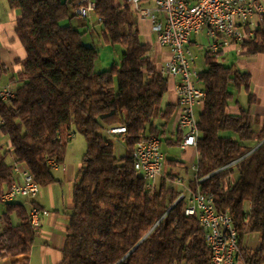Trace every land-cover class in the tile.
I'll return each mask as SVG.
<instances>
[{
	"label": "trees",
	"instance_id": "16d2710c",
	"mask_svg": "<svg viewBox=\"0 0 264 264\" xmlns=\"http://www.w3.org/2000/svg\"><path fill=\"white\" fill-rule=\"evenodd\" d=\"M6 3L19 13L15 33L26 56L11 77L14 98L0 102V134L8 148L0 154V199L15 183V165L25 166L39 187L51 184L48 161L63 163L76 132L86 150L60 264H211L203 228L184 215L183 201L175 203L180 190L168 180L176 176L147 190L133 167L135 144L151 136L162 142L178 104L162 106L168 80L156 70L127 1L94 0L101 38L123 48L119 63L102 71L94 70L98 52L83 44V33L60 26L70 18L68 0ZM79 7L73 5L75 15ZM241 48L248 55L264 54V28ZM220 55L205 51L198 77L205 99L198 118L197 173L188 186H198L216 212L231 217L245 264H264V120L258 129L251 125L256 99L250 76L220 61ZM5 74L0 63V82ZM242 89L247 108L229 114L234 93ZM116 127L126 129L120 156L101 134ZM181 135L164 141L178 146ZM10 154L15 165L6 159ZM251 234L259 237L255 249L242 245ZM36 235L22 204L0 202V258L29 254Z\"/></svg>",
	"mask_w": 264,
	"mask_h": 264
},
{
	"label": "built area",
	"instance_id": "2783aa9c",
	"mask_svg": "<svg viewBox=\"0 0 264 264\" xmlns=\"http://www.w3.org/2000/svg\"><path fill=\"white\" fill-rule=\"evenodd\" d=\"M133 12L141 18L152 21V31L156 41L162 48H167L170 58L161 69V74L177 80L176 94L178 98L177 128L182 134L181 149L196 148L199 137L198 119L194 108L202 105L205 93L198 83L199 73L196 71L197 57L190 48L193 36L205 32L209 39L205 51L219 53L231 45L240 46L253 39L256 29V18L264 17V2L261 0H153V7L143 6L144 0H126ZM76 15L80 19H89L95 8L94 0H81ZM161 15L162 20H158ZM15 91L10 84L0 85V102L7 103L14 98ZM125 127L111 128L107 134L125 141ZM134 170L145 181V188L152 190L156 181L162 177L165 157L161 150L159 138L151 136L137 142L132 152ZM51 169L57 164L49 160ZM197 173V165L193 167ZM14 172L20 180L15 181L1 196V204L12 203L23 198L29 205L28 219L30 225L38 229L40 218L47 211L36 207L34 199L39 192L31 173L25 168ZM202 179L197 181L199 184ZM173 186L180 188L175 201L184 202V215L195 217L203 228V240L210 252V260L217 264L221 253H229L228 264H245L235 230L233 248L222 251V242L227 237L226 227H233L228 214L215 210L211 197L200 192L199 187L190 188L182 179L176 177L168 180Z\"/></svg>",
	"mask_w": 264,
	"mask_h": 264
},
{
	"label": "crops",
	"instance_id": "0c3cea01",
	"mask_svg": "<svg viewBox=\"0 0 264 264\" xmlns=\"http://www.w3.org/2000/svg\"><path fill=\"white\" fill-rule=\"evenodd\" d=\"M81 0H78L74 5H79ZM264 2V0H261ZM143 6L153 7V0H144ZM0 63L6 69V74L2 77L0 85L10 84L15 89L16 84L11 81V77H15L21 70V66L18 64L19 61L23 60L26 56L25 50L18 40L15 27L16 21L19 18V13L8 7L6 0L3 7L0 2ZM137 16V15H136ZM138 17V16H137ZM139 21H147L149 24L148 33L146 31L139 30L140 37L146 36L150 40L146 44L150 45V57L155 64L156 70L161 73V69L164 67L165 62L170 58V52L167 48H162L156 41V34L152 31V21L148 18L138 17ZM78 19H80L78 17ZM158 20L161 21V15H158ZM140 21V22H141ZM264 28V17L256 18V29ZM255 29V30H256ZM202 36L205 38L206 47L209 39L205 32H202L196 36H193L190 41V48L201 50L202 46L198 42V38ZM151 38H154L151 41ZM153 42V43H152ZM228 54H236L238 58L235 61V66L246 72L250 76V92L255 97L256 102L251 106V114L254 118L256 125H260L264 120V54L248 55L239 46L231 45L228 48L221 51L220 59L225 62V57ZM197 57V56H196ZM198 59V58H197ZM226 63V62H225ZM167 92L163 97L162 106L174 105L177 106L178 98L176 94L177 80L167 77ZM239 104L231 103L227 109L229 114L239 113ZM202 112V105H198L194 108L196 118ZM177 116L176 114L167 125L165 130L164 140H170L174 142L179 137V130L177 128ZM257 121V122H256ZM81 136V135H80ZM110 136V135H109ZM114 139V137L110 136ZM74 138V139H73ZM74 135L70 138L72 144L66 147V153L64 156L63 163L57 165L56 168L51 170L53 182L47 186L39 187L37 197L34 199L33 204L47 211V214L40 218V225L37 229V235L29 254L10 256L4 254L0 258V264H60L62 261V251L65 243V234L68 227L69 217L73 211V200L72 192L73 186L76 182V177L79 169L82 165V157L86 150V142L83 138V143L80 139H75ZM182 140V135L180 136ZM85 143V146L83 145ZM121 143V142H120ZM124 145V143H121ZM169 145V144H167ZM162 146V142H161ZM172 146V145H169ZM177 147L181 152L180 160H169L165 157L162 177L172 175L182 179L183 183H188L194 178L195 172L193 167L197 165V150L196 148L181 149ZM0 143V154L6 151ZM11 165H15L13 156ZM164 161V162H165ZM166 167H169L167 171ZM26 167L18 165L19 171H23ZM15 181H19L20 177L17 172H14ZM161 178L156 181V185L160 183ZM177 190L180 188L176 187ZM14 202L22 204L27 213L29 211V205L25 203L23 198H18ZM12 222L16 225L20 224V220L13 216ZM242 245L255 249L259 245V237L257 234H251L246 236Z\"/></svg>",
	"mask_w": 264,
	"mask_h": 264
},
{
	"label": "rangeland",
	"instance_id": "374dc122",
	"mask_svg": "<svg viewBox=\"0 0 264 264\" xmlns=\"http://www.w3.org/2000/svg\"><path fill=\"white\" fill-rule=\"evenodd\" d=\"M78 0H68V7L70 11V18L67 20H64L60 23V26H73L78 29L81 33H83L82 42L84 45L94 48L98 52V57L94 65L95 71H102L109 69L113 64H118L121 53L123 52V48L119 45H112L110 43H106L100 36L101 26L99 25L98 19L96 16L92 13L89 17V19H78V17L75 15V11L73 10V5ZM3 7L5 5V0H0ZM1 9V7H0ZM141 21V20H140ZM139 21V18L135 15V23L137 28L142 31H146L148 33L149 24L147 21ZM141 41L143 43H146L150 39L146 36L140 37ZM154 38H151V41H153ZM198 42L201 44L202 49L196 50L192 49V52L195 56H197L196 61V71L197 73H200L205 69V63H204V53H205V46H206V40L204 37L200 36L198 38ZM153 43V42H152ZM225 62L227 64H234L235 61L238 58L236 54H228L225 57ZM222 61V60H220ZM238 102L239 106L243 109L247 108V95L244 93L243 89L239 93H234V99L232 101ZM251 125L254 127V129H258L260 125H256L254 122V118L251 114ZM169 127V125H168ZM101 134L114 144V152L116 156H120L124 153V145L120 143V140L117 138H111L104 130L101 132ZM72 135L76 137L75 139H80L81 143H83V138L76 132H74ZM74 139V138H73ZM72 139V140H73ZM72 140L69 139L67 143V147L72 144ZM0 143L3 145V149H5L7 144V138L5 136H2L0 134ZM85 146V143L83 144ZM161 150L163 155L166 156L169 160H180L182 152L177 147H172L166 144V142L162 141ZM8 163H12L13 159L10 155L7 156ZM167 171L169 170V167H166Z\"/></svg>",
	"mask_w": 264,
	"mask_h": 264
},
{
	"label": "bare ground",
	"instance_id": "6f19581e",
	"mask_svg": "<svg viewBox=\"0 0 264 264\" xmlns=\"http://www.w3.org/2000/svg\"><path fill=\"white\" fill-rule=\"evenodd\" d=\"M227 237L222 242V251H231L233 248V239H235L234 227H226ZM229 253H221L217 259V264H228ZM211 264L212 260H211Z\"/></svg>",
	"mask_w": 264,
	"mask_h": 264
},
{
	"label": "water",
	"instance_id": "95a60500",
	"mask_svg": "<svg viewBox=\"0 0 264 264\" xmlns=\"http://www.w3.org/2000/svg\"><path fill=\"white\" fill-rule=\"evenodd\" d=\"M254 150H255V149H254ZM252 151H253V150H252ZM252 151H251V152H252ZM251 152H250V153H251ZM234 163H235V162H234ZM232 164H233V163H232ZM175 203H176V202H175ZM175 203H174V204H175ZM165 215H166V214H165Z\"/></svg>",
	"mask_w": 264,
	"mask_h": 264
}]
</instances>
